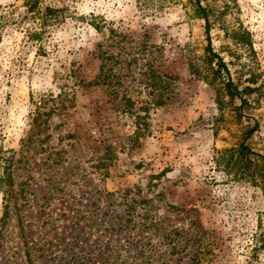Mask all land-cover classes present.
I'll list each match as a JSON object with an SVG mask.
<instances>
[{
    "label": "rangeland",
    "instance_id": "1",
    "mask_svg": "<svg viewBox=\"0 0 264 264\" xmlns=\"http://www.w3.org/2000/svg\"><path fill=\"white\" fill-rule=\"evenodd\" d=\"M33 1L0 0V264H264V0H201L225 66L194 0Z\"/></svg>",
    "mask_w": 264,
    "mask_h": 264
},
{
    "label": "trees",
    "instance_id": "2",
    "mask_svg": "<svg viewBox=\"0 0 264 264\" xmlns=\"http://www.w3.org/2000/svg\"><path fill=\"white\" fill-rule=\"evenodd\" d=\"M37 2L36 0L33 1L32 3ZM28 3L27 2V11H28ZM30 7V6H29ZM194 17L196 18H200L203 19L205 21L204 24V32L206 34V40H207V44H206V50L208 52V54L211 57L217 58V63L218 65H222L225 66L224 62L222 61V59L219 57L218 54H216L212 48H211V43H210V36H209V31H210V15H211V9L209 7H205L201 4V0H194V8H193V14ZM31 39H38L37 33L33 32L31 34ZM227 89L228 92L230 94H238L237 89L234 87L233 83L231 81H227ZM237 153L242 155V156H246L248 153L253 154V155H258L261 156L264 159V155H260L259 153H256L254 151H252L247 145H245L244 143L240 144L239 149L237 150ZM225 159H222V157H220V159L218 160V164L220 165V162H223ZM229 166H231V164L229 162L226 163V166H224L225 169L229 168ZM198 264V261L197 263Z\"/></svg>",
    "mask_w": 264,
    "mask_h": 264
}]
</instances>
